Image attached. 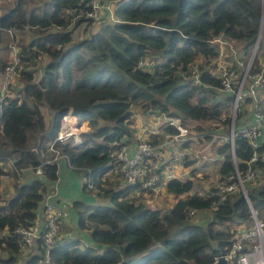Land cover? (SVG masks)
<instances>
[{"label":"trees","instance_id":"obj_1","mask_svg":"<svg viewBox=\"0 0 264 264\" xmlns=\"http://www.w3.org/2000/svg\"><path fill=\"white\" fill-rule=\"evenodd\" d=\"M28 1L15 0L0 9V72L13 42L22 65L23 94L21 100L19 95L6 96L0 103V180L10 175L15 189L5 200L0 192V264L19 263L24 248L15 229L34 223L44 195L58 177L57 162L42 163L34 145L52 140L70 109L92 127L83 132V143L56 147L66 153L71 168L91 178L92 187H84L103 201L77 211L78 229L89 239L81 243L60 238L49 249L52 264H210L230 250L241 226L252 224L250 205L264 219V179L257 178H264V143L253 148L237 136L233 152L227 142L217 147L219 181L236 172L243 176L254 151L257 156L249 162L255 178L244 181L247 199L236 191L216 205L214 196L193 190L192 179L174 176L165 182L166 191L175 197L173 204L163 210L150 207L133 194L152 189L121 181L119 164L113 162L117 150L132 140L136 103L147 112L179 116L183 124L222 116L221 122L229 123L232 98H219L221 79L210 70L219 52L212 39L223 35L252 46L262 0H101L111 2L113 18L104 10L99 27L76 40V25L95 23L80 14L89 8V0H34L32 5ZM27 32L31 37L25 40ZM261 46L260 39L251 70L262 66ZM199 58L211 68L194 85L181 73ZM41 105L52 114L49 130ZM193 127L203 130L200 124ZM161 128L175 131L173 125ZM157 136L153 141L161 139ZM8 161H13L11 170L4 168ZM184 164L192 173L197 168L188 160ZM38 165L42 174L19 180L24 170ZM110 172L112 176H106ZM206 212L207 217H195ZM42 252L39 239L23 257L24 264H37Z\"/></svg>","mask_w":264,"mask_h":264},{"label":"built area","instance_id":"obj_2","mask_svg":"<svg viewBox=\"0 0 264 264\" xmlns=\"http://www.w3.org/2000/svg\"><path fill=\"white\" fill-rule=\"evenodd\" d=\"M87 5H89V8L82 10L80 14L91 18L92 22H98L104 10L109 12L111 18L114 16L111 2L89 0ZM212 41L217 44L219 50L214 67L218 72L214 73V68L212 69L210 64L203 63L202 66L193 61L188 64L186 71L181 74L184 78L190 80L192 84L198 85L201 83L202 72L207 68H211L210 70L221 79V87L217 89L219 98L222 99L225 96L232 98V105L229 108V130L225 134L221 132L215 134L217 145L227 142L233 152L235 137L243 136L248 140L251 147L256 148L264 143V102L257 97L259 92L264 89L263 56L260 57L262 66L256 70H251L254 56L244 61L241 57L244 53H241L239 57L235 53L234 44L232 45L231 42L227 41L223 35L214 37ZM8 45L11 48L12 55L0 72V103L4 101L10 86L19 78L22 69L17 55V46L13 42ZM225 54H230L233 60H223L222 56L225 57ZM140 64L143 66V62H140ZM247 98L252 99L254 102L251 104V117L243 118L244 115L242 114L246 108ZM157 118L163 119L161 126L173 125L175 131H165L160 126L159 129H154L151 135L148 133L147 137L137 139L132 122L131 126L134 128L132 136H135L136 143L134 146L130 143L123 144L117 150L113 160V162L119 164V171L126 182L140 183L143 187L151 188L153 191L165 186L167 178L174 177L170 172L162 170L164 166L169 168L172 164L176 166L182 163L192 153L190 148L192 142L197 141L200 137L209 136V132L193 134L181 122L179 116L161 113L157 115ZM224 118L225 116H222L221 120ZM91 127L89 122H84L79 114L70 109L61 117L55 137L52 140L38 141L34 145V150L42 157V163L55 161L58 164L62 159L67 161L66 153L56 147V143L79 145L85 140L83 132L90 130ZM143 127L140 126L138 131L143 132ZM154 135H158L155 139H161L153 141L152 137ZM256 156L257 154L254 151L248 160L247 171L243 176L236 172L235 175H230L228 180L218 181L204 192V194L214 196V205L224 200L228 194L236 191H242L247 199L244 181L255 178V172L249 162L253 161ZM218 159L220 162L221 158ZM12 162L10 161V164ZM34 172L37 175L42 174L41 165H38ZM84 178L87 187H92L91 178L89 176H84ZM52 198L53 192L49 190L40 203L44 212L42 222L39 221L37 216L33 224L17 226L15 229L20 234L23 248L27 252L37 246L39 239L41 240L43 252L38 258L37 264H52L49 249L64 236V231H62L64 223L63 209L57 206ZM250 209L253 218L252 224L239 228L234 235L230 250L224 253L229 264H264V219L257 217L251 205ZM190 215H194L193 210L190 211Z\"/></svg>","mask_w":264,"mask_h":264},{"label":"rangeland","instance_id":"obj_3","mask_svg":"<svg viewBox=\"0 0 264 264\" xmlns=\"http://www.w3.org/2000/svg\"><path fill=\"white\" fill-rule=\"evenodd\" d=\"M15 0H1L0 2V7L2 8L1 10L3 11L4 9H6L7 7H9V5ZM35 4L34 0H29L28 1V5H32ZM263 22H264V13H263V17H261V23L259 26V32H260V39H261V49L264 48V27H263ZM100 23L99 22H95L94 24H88L85 22H82L78 25H76L73 28L72 31V36L73 38L76 40L80 37H82L83 35H85V33H87V31H92L93 29L95 30L97 27H99ZM19 36V35H18ZM31 35L29 32H27V34H25L24 39H28L30 38ZM18 38V37H16ZM228 37H225V39H227ZM230 38H228L227 40H229ZM256 40V39H255ZM17 43V40H15ZM244 44H246L245 40H241V39H237L234 42V48H237L238 51V56H241V52H243V56L242 59H248L251 57V53L253 51V47L254 44L250 47H246L243 46ZM259 46V43H258ZM258 46L257 49L255 51V54H257L258 52ZM11 50L8 49L7 52V57L10 56L11 54ZM254 54V56H255ZM261 54V52H260ZM6 56V55H5ZM9 58V57H8ZM228 59H232L231 57H229ZM196 62H198L199 64H201L203 66L204 61L202 59H197ZM39 66V65H38ZM214 73H217V69H213ZM22 83H21V79L19 81V78L16 80V82L14 84H12L8 90V92L5 95L6 96H14V95H19L20 100L23 97L22 91L19 87H21ZM264 94V90L262 92ZM264 98V95H263ZM262 98V99H263ZM29 100H31L29 98ZM264 102V101H263ZM142 103H136L132 106V111L133 114H138L140 112H142V114L146 113V114H152L154 117H157V115L161 114L159 113L157 110L154 112H147L144 110V108L141 105ZM232 105V104H231ZM230 105V107H231ZM42 110H43V114H44V119L46 122V126L47 129L49 130L51 128V124H52V119H51V112L49 111L47 106H43L41 105ZM228 117L230 119V112H228ZM163 119L161 118L159 120V122L157 123V127H160L163 124ZM229 122V121H228ZM194 124H200L203 126V130H195L193 125ZM185 126H187L193 134H198L201 132H209V136H203L200 137L197 141H193L192 144H194L195 149H192V153L190 155H188L189 157L185 160L190 161L191 163H194V166H196V170L192 172V170H187L190 169L191 166H187L186 164H182L180 163V166L178 168H176V172L179 175H182L183 171H187L186 173H184L182 175L183 176H188L190 175L192 180H193V190L197 191V192H202L204 193L207 189L211 188L212 186H214L218 181H219V176H218V166H219V159L221 158V156L218 155L217 152V147L219 146V144L217 145V139L215 137V134L221 132V133H227L229 130V124L227 123L226 125L223 124L220 120H208V121H193V120H188V122L186 124H184ZM162 127V126H161ZM132 130H134V128H132ZM133 140V138H132ZM192 144L190 145V147H192ZM182 160V158H181ZM184 163V161H183ZM4 168L7 170H11V164L10 161L6 163H4ZM25 172V171H24ZM23 174L19 177V180L21 182H24V180H28L30 177H26ZM119 172V171H118ZM116 170H114V173H118ZM79 173L82 174L81 171H79ZM32 174H36L34 172V170H32ZM106 176H112L111 172L108 173ZM3 177H7V179L5 178V182L2 185V191L0 190L3 199L5 200L9 197H12L15 194V189L13 187L14 184V179L10 176V175H4ZM259 179H262L263 181V177H261L260 175L257 177ZM120 180L123 181L124 183H126V181L124 180V178L120 175ZM8 182V184L12 187V190H7L6 189V183ZM80 192H83V190L81 188H79ZM192 190V191H193ZM73 193V192H71ZM74 194V193H73ZM86 196H88V193H84ZM78 194H76L75 196H77ZM134 196H136L137 199H139V201H141L142 203L150 206V207H156V208H160V209H167L169 208L173 203L172 201L173 196L171 194H169L166 190L164 189H160L158 191H142V192H136L135 194H133ZM175 201V200H174ZM80 203L78 202L77 205H79ZM208 213H197L195 215V217L199 216L197 219L202 218L203 216L207 217ZM194 217V218H195ZM69 223V217L67 218V222L66 224ZM62 231H65V228L62 229ZM83 238V241L81 243H84L85 240L89 239V237L85 238V235L83 233V235H80ZM27 254V251L23 249V252L21 251V256H20V260L18 264H24V256ZM24 257V258H23Z\"/></svg>","mask_w":264,"mask_h":264},{"label":"crops","instance_id":"obj_4","mask_svg":"<svg viewBox=\"0 0 264 264\" xmlns=\"http://www.w3.org/2000/svg\"><path fill=\"white\" fill-rule=\"evenodd\" d=\"M227 41L231 42L232 45L235 42L234 39H229ZM243 46H245V44ZM235 50H236L235 53L238 55V51H237L236 47H235ZM241 53H243V52H241ZM11 55H12V52H11L10 56H8L9 59H10ZM229 57L232 58V56L230 54H225V57L222 56V59L228 60ZM230 60H232V59H230ZM263 90H261L259 92V94L257 95L259 100H261L262 102L264 101V98H263L264 94L262 93ZM246 102H247L246 108H245L242 115H244L243 118H250L251 117V104L254 101L252 99H249ZM42 108L43 107H40L41 112L43 114ZM43 116H44V114H43ZM131 118H132L133 126L135 127V130H134L135 133L134 134H135L137 139L147 137L148 133L151 135V132L154 129H159V127H157V128H155V127L157 126V123L159 122L160 118L158 119L157 117H154L152 114H146V113L142 114V112H140L138 114H133ZM51 119H52V114H51ZM45 125H46V122H45ZM140 126H144L143 132L138 131ZM46 129H47V126H46ZM135 136L133 135L131 137V139L133 138V140H131V142H130V144L132 146H134V144L136 143ZM194 146L195 145L192 144V147H190V148L195 149ZM219 156H221V155H219ZM185 159H187V158H185ZM183 161H182V164H184ZM6 164H7V162H6ZM173 166H174L173 164L169 168L167 166H164L162 168V170H164L165 172H170L172 174V176L192 179L190 175L182 177V175L187 172L185 170L183 171L182 175H179L176 172V170H177L176 168H178L180 166V164H177L174 167ZM187 170H190V169H187ZM24 171H25L24 175L26 177L31 178L34 176V174H32V169L29 168V169H26ZM84 176L85 175L83 173L81 174V173H79V171L74 170L73 168L70 167V165L68 164V162L66 160L62 159L58 163V177L52 183L51 189H50L53 192V198H52L53 202L57 206L62 207V209H63V215H64L63 228H65L64 236L73 237V239H79L81 241H83V238L80 235L81 234L83 235L84 231H81L78 229L77 211L82 209L84 204H88V205L90 204L91 205V204H95V203L103 201L102 198L96 197L94 195V192L89 191V189L87 187H84V185L86 183ZM5 178L7 179V177L2 176L1 180H0V190L1 191H2V185L5 182V180H4ZM30 178L28 180H30ZM28 180H24V181H28ZM79 188H81L83 190V192H80ZM6 189L12 190V187L8 184V182L6 183ZM160 189L166 190L165 186H161L158 190H160ZM71 192H73L74 194ZM85 192L88 193V196H86L84 194ZM76 194H78V195L75 196ZM173 199L175 200L174 196H173ZM174 200L172 201V203L174 202ZM78 202L80 203L79 205H77ZM43 213H44L43 207L40 205V207L38 209V219L40 222H42V220H43V216H44ZM68 217H69V223L66 224ZM73 239H69V240H73Z\"/></svg>","mask_w":264,"mask_h":264},{"label":"water","instance_id":"obj_5","mask_svg":"<svg viewBox=\"0 0 264 264\" xmlns=\"http://www.w3.org/2000/svg\"><path fill=\"white\" fill-rule=\"evenodd\" d=\"M263 13H264V0H262V12H261V17H263ZM261 23V21H260ZM260 26V25H259ZM260 32L258 30V34H257V37H256V40L254 42V47H253V51L251 53V57L250 58H253L254 54H255V51L257 49V46H258V42H259V37H260ZM210 264H229L227 262V258L225 256L224 253H220L217 258L215 259V261H213L212 263Z\"/></svg>","mask_w":264,"mask_h":264},{"label":"clouds","instance_id":"obj_6","mask_svg":"<svg viewBox=\"0 0 264 264\" xmlns=\"http://www.w3.org/2000/svg\"><path fill=\"white\" fill-rule=\"evenodd\" d=\"M41 205V204H40Z\"/></svg>","mask_w":264,"mask_h":264}]
</instances>
